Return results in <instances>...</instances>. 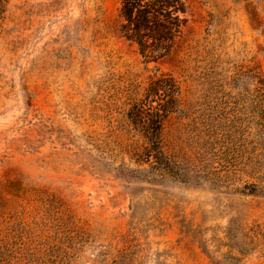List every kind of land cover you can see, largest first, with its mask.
<instances>
[{"label": "rangeland", "instance_id": "374dc122", "mask_svg": "<svg viewBox=\"0 0 264 264\" xmlns=\"http://www.w3.org/2000/svg\"><path fill=\"white\" fill-rule=\"evenodd\" d=\"M190 3L153 62L122 0L0 1V264H264V0ZM163 74L173 172L122 93Z\"/></svg>", "mask_w": 264, "mask_h": 264}, {"label": "trees", "instance_id": "16d2710c", "mask_svg": "<svg viewBox=\"0 0 264 264\" xmlns=\"http://www.w3.org/2000/svg\"><path fill=\"white\" fill-rule=\"evenodd\" d=\"M190 9V0H122L120 33L137 46L144 58L157 62L175 51L189 22ZM258 91L264 96L262 82ZM124 92L125 104L132 107L133 122L151 136L147 150L157 154L156 163L165 165L171 172L178 169V165L165 153L161 138L164 120L178 105V87L174 80L163 74L152 80L142 93L134 82L129 83ZM140 95L142 97L139 98ZM157 97L164 101L158 107H167L162 113L146 108L154 107Z\"/></svg>", "mask_w": 264, "mask_h": 264}]
</instances>
